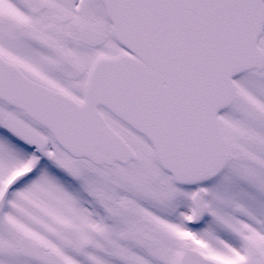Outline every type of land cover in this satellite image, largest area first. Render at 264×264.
Instances as JSON below:
<instances>
[{"label": "snow or ice", "instance_id": "6c2138e0", "mask_svg": "<svg viewBox=\"0 0 264 264\" xmlns=\"http://www.w3.org/2000/svg\"><path fill=\"white\" fill-rule=\"evenodd\" d=\"M0 264H264V0H0Z\"/></svg>", "mask_w": 264, "mask_h": 264}]
</instances>
